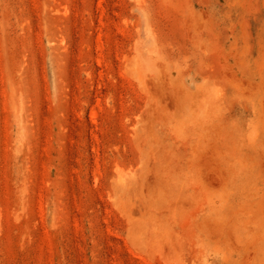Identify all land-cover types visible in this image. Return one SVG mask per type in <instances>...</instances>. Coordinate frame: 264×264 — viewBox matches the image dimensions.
I'll return each mask as SVG.
<instances>
[{
	"label": "rangeland",
	"instance_id": "obj_1",
	"mask_svg": "<svg viewBox=\"0 0 264 264\" xmlns=\"http://www.w3.org/2000/svg\"><path fill=\"white\" fill-rule=\"evenodd\" d=\"M0 264H264V0H0Z\"/></svg>",
	"mask_w": 264,
	"mask_h": 264
}]
</instances>
